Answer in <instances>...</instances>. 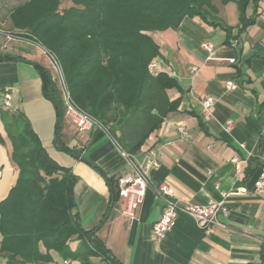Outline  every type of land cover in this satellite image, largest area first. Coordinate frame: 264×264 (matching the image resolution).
I'll list each match as a JSON object with an SVG mask.
<instances>
[{"label": "crops", "instance_id": "0c3cea01", "mask_svg": "<svg viewBox=\"0 0 264 264\" xmlns=\"http://www.w3.org/2000/svg\"><path fill=\"white\" fill-rule=\"evenodd\" d=\"M213 4L217 13L207 21L186 18L178 30L151 34L160 49L161 71L176 78L183 91H168L172 101L180 99L178 110L167 115L135 155L142 160L150 149L157 151L161 167L150 173L151 182L168 185L177 201L205 205L222 201L223 192L240 187L251 191L225 200L228 214L218 215L219 226L211 234L180 214L165 239L156 240L153 225L164 206L152 190L147 191L135 218L125 217L123 199L113 200L106 179H118L128 169L119 145L97 127L78 132L64 117L60 142L78 150L79 156L61 149L55 108L43 97L42 81L32 64L47 68L42 63L44 53L18 40H9L15 43L13 52L5 47L0 53L11 58L0 61V104L2 94L10 92L12 107L25 113L49 155L72 169L78 177L75 199L82 226L86 230L100 227L97 236L120 264H264V193H253L264 170V0L259 1L255 24L240 34L235 28L229 39L221 26L210 22L237 27L238 6L221 0ZM252 13L250 7L247 15ZM205 43L213 46L212 52L203 48ZM228 82L237 87L228 90ZM207 97L215 99L210 114L203 105ZM229 123L232 127L227 130ZM180 125L186 127L184 138L178 132ZM0 136L2 201L15 184L18 170L1 119ZM78 246L79 241L74 242L72 249ZM91 262L107 264L101 257ZM0 264H7L2 254ZM36 264L81 263L53 254L51 263Z\"/></svg>", "mask_w": 264, "mask_h": 264}, {"label": "trees", "instance_id": "16d2710c", "mask_svg": "<svg viewBox=\"0 0 264 264\" xmlns=\"http://www.w3.org/2000/svg\"><path fill=\"white\" fill-rule=\"evenodd\" d=\"M260 0H221L235 3L237 27L221 26L227 39L235 28L242 33L255 24ZM28 0L10 11L16 36L37 42L60 64L73 101L106 127L126 154L135 156L168 114L179 108L168 91H183L167 72L153 75L149 65L160 57L151 34L178 30L186 18L208 20L216 14L213 0ZM253 13L248 16V9ZM228 42V40H227ZM9 59V57H6ZM4 58L0 56V61ZM42 81L43 97L57 114V144L75 156L79 151L60 142L64 106L50 71L33 63ZM0 119L11 144L18 174L7 197L0 201V254L7 264L64 261L92 264L101 257L120 264L97 236L100 227L86 230L79 219L75 190L78 177L47 152L28 117L0 104ZM2 138L0 136V142ZM114 201L118 179L108 178ZM79 241L76 250L72 244Z\"/></svg>", "mask_w": 264, "mask_h": 264}, {"label": "built area", "instance_id": "2783aa9c", "mask_svg": "<svg viewBox=\"0 0 264 264\" xmlns=\"http://www.w3.org/2000/svg\"><path fill=\"white\" fill-rule=\"evenodd\" d=\"M0 35L6 36L9 40L16 39L18 41H29L43 50L44 55L47 56L51 66L56 72L55 77L52 76V79L57 84L60 91L64 106V117L72 123L78 132L83 133L97 127L111 136L106 127L83 111L73 101L62 68L53 54L48 52L37 42L16 36L14 33L5 34L0 29ZM203 48L208 52L213 51V46L209 43H205ZM149 71L153 75H157L161 72V66L157 59L151 62L149 65ZM236 87L237 85L234 82L227 83L228 90H234ZM1 103L5 109H14L11 104V94L8 91L2 94ZM214 104L215 99L213 97L205 98L203 100L205 112L208 114L212 113ZM231 127L232 124L229 123L226 129L230 130ZM178 132L181 138H184L186 136V127L180 125L178 127ZM122 153L128 160V169L118 177L119 196L123 199L122 214L128 219L133 220L136 216L137 210L144 201L147 191L152 190L156 197L163 202L164 206L160 219L153 225V236L158 241L165 239L167 234L174 227L176 219L180 214H185L191 217L199 228L204 229L206 234H211L215 226H219V223L217 222L218 215L223 214L226 216L228 214L225 200L230 196L249 195L251 193L247 188L240 187L229 192H223V200L220 202L210 201L205 205H197L190 202L177 201L174 199L173 190L168 185L161 183L158 186H154L151 182L150 173L159 170L161 167V161L157 151L150 149L142 160H139L136 156L126 154L124 151H122ZM235 161H237V159H235ZM253 193H264V170L255 183Z\"/></svg>", "mask_w": 264, "mask_h": 264}, {"label": "rangeland", "instance_id": "374dc122", "mask_svg": "<svg viewBox=\"0 0 264 264\" xmlns=\"http://www.w3.org/2000/svg\"><path fill=\"white\" fill-rule=\"evenodd\" d=\"M26 1H28V0H0V29L5 34H11V33L12 34L13 33L16 34V31H15V29L13 28V26H12V24L10 22V18H9L10 11L14 7H16V6L22 4V3L26 2ZM60 1H61V5L63 7H69V6L72 5L71 0H60ZM14 40L16 41V39H14ZM23 42H25L27 45H29V46H26V47H29V48L33 49L34 51H36V52H38L40 54H41V51L43 52V50L40 49V47H36V45H34L33 43H31L29 41H23ZM14 45H15V43H12L11 41H9V39L6 36L0 35V53L4 52L3 50L5 49V47L8 48V52H13L12 51V47ZM42 63L45 66H47V69L50 71L51 75L53 77H55L56 72L53 69V67L51 66L47 56L43 55ZM75 242H78V241H75Z\"/></svg>", "mask_w": 264, "mask_h": 264}, {"label": "water", "instance_id": "95a60500", "mask_svg": "<svg viewBox=\"0 0 264 264\" xmlns=\"http://www.w3.org/2000/svg\"><path fill=\"white\" fill-rule=\"evenodd\" d=\"M9 59H11V58H9ZM14 59H18V58H14ZM3 60H7V58H4ZM30 63H32V62H30ZM32 64H33V63H32ZM62 121H63V118L60 117V122L62 123Z\"/></svg>", "mask_w": 264, "mask_h": 264}]
</instances>
